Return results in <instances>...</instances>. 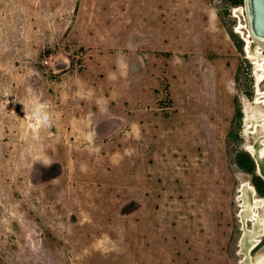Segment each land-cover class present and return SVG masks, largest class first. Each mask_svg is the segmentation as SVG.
<instances>
[{
    "label": "rangeland",
    "instance_id": "obj_1",
    "mask_svg": "<svg viewBox=\"0 0 264 264\" xmlns=\"http://www.w3.org/2000/svg\"><path fill=\"white\" fill-rule=\"evenodd\" d=\"M243 9L0 0V264H254L264 48Z\"/></svg>",
    "mask_w": 264,
    "mask_h": 264
},
{
    "label": "water",
    "instance_id": "obj_2",
    "mask_svg": "<svg viewBox=\"0 0 264 264\" xmlns=\"http://www.w3.org/2000/svg\"><path fill=\"white\" fill-rule=\"evenodd\" d=\"M244 10L250 38L264 48V0H244Z\"/></svg>",
    "mask_w": 264,
    "mask_h": 264
},
{
    "label": "trees",
    "instance_id": "obj_3",
    "mask_svg": "<svg viewBox=\"0 0 264 264\" xmlns=\"http://www.w3.org/2000/svg\"><path fill=\"white\" fill-rule=\"evenodd\" d=\"M232 1V3H239L241 0H230ZM246 159L247 162L250 163V166L247 167V166H243L242 164V161ZM238 163L245 167L248 171H253L252 169L254 168V160L252 159V157H250V155L247 153V152H241V154H239V158H238ZM258 192L261 194V195H264V180L261 179L260 177H256V180L254 182Z\"/></svg>",
    "mask_w": 264,
    "mask_h": 264
},
{
    "label": "bare ground",
    "instance_id": "obj_4",
    "mask_svg": "<svg viewBox=\"0 0 264 264\" xmlns=\"http://www.w3.org/2000/svg\"><path fill=\"white\" fill-rule=\"evenodd\" d=\"M258 49L260 50V46L257 45ZM257 50V49H256ZM258 54V53H257ZM260 54V53H259ZM256 55V54H254ZM262 56V55H261ZM253 188V187H252ZM254 189V188H253ZM254 264H264V253H262L257 259L255 260Z\"/></svg>",
    "mask_w": 264,
    "mask_h": 264
},
{
    "label": "built area",
    "instance_id": "obj_5",
    "mask_svg": "<svg viewBox=\"0 0 264 264\" xmlns=\"http://www.w3.org/2000/svg\"><path fill=\"white\" fill-rule=\"evenodd\" d=\"M244 10V9H243ZM244 12H245V10H244Z\"/></svg>",
    "mask_w": 264,
    "mask_h": 264
}]
</instances>
